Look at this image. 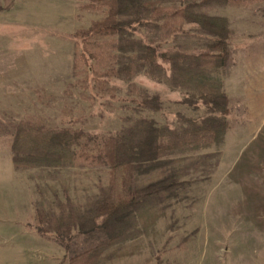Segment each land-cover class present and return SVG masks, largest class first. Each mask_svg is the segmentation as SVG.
<instances>
[{
    "label": "rangeland",
    "instance_id": "obj_1",
    "mask_svg": "<svg viewBox=\"0 0 264 264\" xmlns=\"http://www.w3.org/2000/svg\"><path fill=\"white\" fill-rule=\"evenodd\" d=\"M141 1L227 19V64L208 80L221 84L229 112H210L193 91L174 87L167 63L160 78L146 68L132 78L110 73L127 61L119 51L127 41L167 55L207 51L213 38L198 25L181 18L134 24L123 40L98 41L100 65L81 59L76 33L104 19L106 5L10 0L11 27L0 29V70H7L0 79V264H69L67 255L88 243L58 221L60 205L83 213L110 180L107 166L16 167V129L103 137L147 119L184 135L208 116L228 122L223 139L137 170V188L172 174L175 184L133 212V226L96 264H264V0ZM155 97L158 109L142 103Z\"/></svg>",
    "mask_w": 264,
    "mask_h": 264
},
{
    "label": "trees",
    "instance_id": "obj_2",
    "mask_svg": "<svg viewBox=\"0 0 264 264\" xmlns=\"http://www.w3.org/2000/svg\"><path fill=\"white\" fill-rule=\"evenodd\" d=\"M108 8L104 19L95 22L90 29L79 31L76 37L82 41L85 62L89 58L102 64V44L98 41L119 36L121 40L134 28L154 21L175 18L186 19L198 25L213 38L207 51L198 54H160L149 42L127 41L119 47L121 56L128 59L120 69L111 67V74H127L134 77L147 69L150 76L165 75V63L171 70V83L193 91L207 105L210 112H229L228 97L221 84L208 80V74L226 66L228 60L227 19L197 13L189 9L147 7L141 0H97ZM147 12V13H146ZM131 54V55H129ZM115 57V56H114ZM161 59V62L159 60ZM100 69V68H99ZM118 72V73H117ZM192 101V99H191ZM145 106L158 109V98L144 99ZM228 122L208 116L184 135L159 127L153 120L141 119L120 133L103 137H85L68 130L16 129L12 143L13 162L16 167H69L76 165L107 166L110 169L108 188L83 213H77L72 203L60 205L58 221H66V231L77 228L88 243L81 251L68 254L69 264H96L104 251L125 237L133 226L135 212L162 192H168L175 184L174 175L137 188L135 173L145 167L157 166L163 158L177 149L189 146L206 147L223 139ZM85 137V138H84ZM167 137H169L167 139ZM93 147L88 148V144ZM63 225V224H62Z\"/></svg>",
    "mask_w": 264,
    "mask_h": 264
},
{
    "label": "crops",
    "instance_id": "obj_3",
    "mask_svg": "<svg viewBox=\"0 0 264 264\" xmlns=\"http://www.w3.org/2000/svg\"><path fill=\"white\" fill-rule=\"evenodd\" d=\"M9 4H10V0H0V29H2V28L8 29L11 27V24L9 23L10 18H11V15H10L11 13L10 14L7 13L8 9H6V7H8ZM2 16H5L4 17L5 20L2 19ZM6 71L0 70V79L6 76L5 75ZM1 173H2V169L0 168V179L2 178ZM0 227L2 228V226H0Z\"/></svg>",
    "mask_w": 264,
    "mask_h": 264
}]
</instances>
